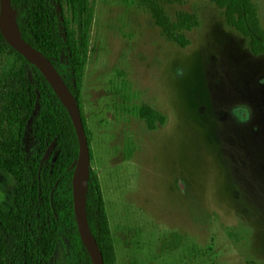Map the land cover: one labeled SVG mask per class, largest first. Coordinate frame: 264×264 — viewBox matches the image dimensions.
I'll return each mask as SVG.
<instances>
[{"label":"rangeland","instance_id":"374dc122","mask_svg":"<svg viewBox=\"0 0 264 264\" xmlns=\"http://www.w3.org/2000/svg\"><path fill=\"white\" fill-rule=\"evenodd\" d=\"M88 1V24L76 0L60 3L84 59L78 82L63 47L44 37L41 5L23 0L16 8L35 15L43 54L79 99L112 264H264V54L251 51L211 0L163 4L161 19L182 32L190 26L185 48L163 36L147 0ZM252 1L264 29V0ZM25 58L0 32V151L11 155L42 142L29 136L25 105L34 99L36 118L47 99H39L44 88ZM143 104L166 122L150 130L127 113ZM45 140L42 163L53 166L59 154ZM17 190L16 176L0 165L7 211ZM64 195L73 197L72 181ZM79 245L62 233L49 264H76Z\"/></svg>","mask_w":264,"mask_h":264},{"label":"trees","instance_id":"16d2710c","mask_svg":"<svg viewBox=\"0 0 264 264\" xmlns=\"http://www.w3.org/2000/svg\"><path fill=\"white\" fill-rule=\"evenodd\" d=\"M23 0H11V6L16 10V19L22 37L30 44L45 53L47 39L57 41L64 50L68 59L72 78L75 82L81 81L84 59L76 42L75 36L68 28L61 10V0H28L34 6L41 5L48 20L44 37L36 33L37 21L33 14L24 15L16 8ZM148 8L152 13L155 24L161 27L164 37L176 42L182 47L190 45L185 31L190 26H184V32L170 19H161L159 12L164 3L172 4L179 0H147ZM223 10L225 22L243 36L249 38L251 51L255 55L264 54V29L252 0H211ZM79 17L84 24H88L91 17V8L88 0H76L74 3ZM180 18V17H179ZM183 19L180 18L178 22ZM194 22H191L193 24ZM38 75L44 88L39 99H47L45 108L40 106L37 117H32L30 107L34 99L26 102L28 115L25 125L29 136L42 140L40 147L35 145L27 152L24 144L15 155L1 150L0 165L12 172L17 178L18 190L14 208L7 211L0 194V264H49L61 234L77 235L80 245L77 249L76 264H94L93 260L81 239L77 226L73 197L66 198L64 193L71 183L75 165L79 157V139L71 116L65 107L59 92L42 74V72L28 59ZM75 95L73 84L65 80ZM77 101L78 97L75 95ZM127 113L144 120L150 130L166 122V117L143 104L129 107ZM46 137L54 144L58 158L53 166H44V153L49 149ZM11 155V156H10ZM89 177L85 191V213L92 233L96 237L105 258V264H112L113 247L109 246L108 220L103 199L101 184L96 172L88 167ZM105 246H102V245ZM107 247L110 249L108 251ZM108 251V252H107Z\"/></svg>","mask_w":264,"mask_h":264},{"label":"water","instance_id":"95a60500","mask_svg":"<svg viewBox=\"0 0 264 264\" xmlns=\"http://www.w3.org/2000/svg\"><path fill=\"white\" fill-rule=\"evenodd\" d=\"M11 0H0V32L5 40L11 43L20 53L30 59L33 64L42 72L48 81L57 89L59 95L67 108L79 139V157L75 165L72 178L73 206L77 226L84 241V244L93 260L94 264H105L103 251L91 231L84 208L85 185L84 172L88 174V163L91 161V151L88 135L82 118L79 103L65 82L64 78L57 70L52 61L40 50L25 40L20 31L9 28L5 25V17L10 9ZM16 19V18H15ZM87 187V180L85 182Z\"/></svg>","mask_w":264,"mask_h":264},{"label":"bare ground","instance_id":"6f19581e","mask_svg":"<svg viewBox=\"0 0 264 264\" xmlns=\"http://www.w3.org/2000/svg\"><path fill=\"white\" fill-rule=\"evenodd\" d=\"M4 22H5V25L8 26L9 28L16 30L17 23H16L14 12L11 9H9ZM86 180H87V173L85 171L84 172V185H85Z\"/></svg>","mask_w":264,"mask_h":264}]
</instances>
